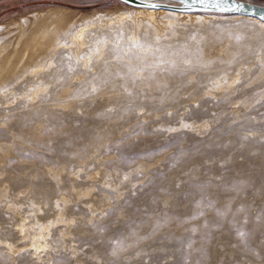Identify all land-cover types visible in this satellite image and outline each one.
Segmentation results:
<instances>
[{"label":"rangeland","instance_id":"rangeland-1","mask_svg":"<svg viewBox=\"0 0 264 264\" xmlns=\"http://www.w3.org/2000/svg\"><path fill=\"white\" fill-rule=\"evenodd\" d=\"M129 8L0 0V27L52 9ZM240 20L182 26L160 41L96 25L83 52L108 43L90 69L62 49L50 68L60 80L44 78L45 92L29 99L23 83L1 98L0 264H264V29ZM36 223L50 225L38 254Z\"/></svg>","mask_w":264,"mask_h":264},{"label":"bare ground","instance_id":"bare-ground-1","mask_svg":"<svg viewBox=\"0 0 264 264\" xmlns=\"http://www.w3.org/2000/svg\"><path fill=\"white\" fill-rule=\"evenodd\" d=\"M222 16H224V17H220V16H218V14H211V13H189V12H180V11L165 10V9L130 7L125 12H121L120 10H119V12H115V13H106V12L105 13H95L94 12L93 14H90V15H80V16H76V15L72 16L71 14H69V13H67L61 9H52L49 12L43 13V14L42 13H35L32 15L31 19L30 18L29 19L28 18L27 19L22 18V20L19 23L12 21V23L10 22L9 27H7L8 28V29H6L7 31L4 28L0 27V31L2 32L0 34V100H1V98H6L7 96L13 95L15 92V87L18 84L23 83L30 88V91H29L30 94H28V95L26 94V96L28 98L32 94H34L36 96L41 92H45L47 87L44 86V82H43L44 78H54L55 80H60L62 78V76H60L61 72H59L56 69L51 71L50 68L54 64V62L56 61L55 60V57H57L56 54H58L62 49H65L68 52V55L73 58V61L76 64H81V66L83 68H85V69L89 68L90 69L89 62H90V60H92V57H94L95 55L100 56V55L104 54L105 50L107 49V48L105 49V47L107 46V43H108V41L107 42L106 41H103V42L98 41L99 43H97L94 46L95 48L92 49V50H94V53H92L91 50H89V51H91V53H89V54L88 53L86 54L85 52H83V47L87 42V41L85 42V39H84L85 33L88 29H91L93 27L96 28L95 27L96 25L97 26L100 25L101 27L107 28L105 30H112L113 29L112 27L114 26V25L112 26L113 23L119 25V27H121L122 25H124V26L128 25L129 28L130 27L133 28L132 31H137V32L142 30V29H146L147 33L149 34V32H150L151 36H154L156 41H158V40L160 41L162 39L165 40L166 38L169 39L167 37V33L171 32V33L175 34V32H178L175 30L177 28L182 27V26L184 27V26H188V25H193V26L198 25L197 27H199V26L203 27L206 24L217 22L220 19L228 21L229 23L232 22L234 24H235V22H237L240 19H249L250 20L249 22L252 21L253 23H255L257 25H260L261 29H264V22H262L258 19H255V18L240 16V15H222ZM77 17H79V18H77ZM127 27H126V29H127ZM104 28H102V29H104ZM114 28H116V27L114 26ZM113 32H116V31H113ZM119 32H121V31H119ZM129 32H130V30H129ZM131 32L129 34H131ZM137 32H135V33L132 32L133 33L132 34L133 40L131 39V41L134 42V39H136L138 37ZM144 32H145V30H144ZM106 33H108V32H106ZM132 36L130 35V37H132ZM170 36H171V34H170ZM86 38H87V36H86ZM97 38H99V37H97ZM143 39L145 40V38H143ZM91 41L93 42V40H91ZM249 42H251V41H249ZM163 43H165V41ZM120 45H121V43H120ZM150 47H151V45H150ZM155 47H157V45ZM89 48H90V46H89ZM112 48H114V46H112ZM115 48H117V47H115ZM173 49H175V48H173ZM118 50L120 52H123L125 50V48L123 49L121 47V48H118ZM150 50L151 49H149L148 52L145 51L146 53H148V56L152 55ZM163 50L165 51V49H163ZM114 51L117 52V50H114ZM158 53H160V52H158ZM138 57L139 56L137 55V58ZM152 57L154 58V55ZM161 57H164V56H161ZM135 58H136V56H135ZM146 58H147V56H146ZM68 59H70V58L68 57L67 60ZM138 60H140V59H138ZM160 60L158 59V62ZM196 61H198V60H196ZM139 63H140V61H139ZM107 66H109V65H107ZM124 67H127V66H124ZM48 69L52 73L47 74ZM107 69L108 68H106V70ZM121 70H122V68H121ZM126 70H127V68H126ZM89 71H91V70H89ZM118 71L109 70L107 73L108 75L107 74L106 75L111 76L113 74H117ZM145 72L142 71V69H141V71H139V74L141 76H144ZM132 73H134V75H136L137 72L135 73V71H134ZM121 74H122V76L127 75L126 73H125V75H123V72H121ZM128 75H131V74H128ZM141 76H140V78H141ZM32 77H36V79H34V81H33ZM134 77H137V76H134ZM138 77H139V75H138ZM104 79H105V77H104ZM17 87H19V86H17ZM63 88H65V86ZM22 90H23V88H22ZM11 98H13V97H11ZM0 102H2V101H0ZM70 176H71V174H70ZM73 176L74 175H72V177ZM54 206L56 209L59 210V203L58 202L54 203ZM61 210H62V208H61ZM58 215H59L58 218L62 219L61 211L58 213ZM51 223H53V222H51ZM36 224L38 225V228L36 227L37 229H34L35 235L33 236L34 238L32 237L33 239H32V242L30 243L31 244L30 246H32V248L34 249L35 254H38L39 249H42V248L47 246V242L45 240V237L48 234L47 232H49V230H50V225H45V224H40V223L39 224L36 223ZM20 229H21V233L25 235V231L28 232L27 224L26 225L22 224Z\"/></svg>","mask_w":264,"mask_h":264},{"label":"water","instance_id":"water-1","mask_svg":"<svg viewBox=\"0 0 264 264\" xmlns=\"http://www.w3.org/2000/svg\"><path fill=\"white\" fill-rule=\"evenodd\" d=\"M130 7L165 9L189 13L240 15L264 22V7L239 0H116Z\"/></svg>","mask_w":264,"mask_h":264},{"label":"snow or ice","instance_id":"snow-or-ice-1","mask_svg":"<svg viewBox=\"0 0 264 264\" xmlns=\"http://www.w3.org/2000/svg\"><path fill=\"white\" fill-rule=\"evenodd\" d=\"M204 2H205V0H200V3H202V4H203ZM93 91H95V89H93ZM240 235H241V236H243V235H244V233H243V232H241V233H240Z\"/></svg>","mask_w":264,"mask_h":264}]
</instances>
